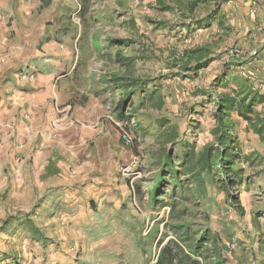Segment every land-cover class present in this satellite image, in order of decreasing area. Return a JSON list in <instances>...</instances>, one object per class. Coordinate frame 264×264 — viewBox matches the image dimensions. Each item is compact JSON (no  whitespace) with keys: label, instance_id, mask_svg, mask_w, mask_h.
Instances as JSON below:
<instances>
[{"label":"rangeland","instance_id":"obj_1","mask_svg":"<svg viewBox=\"0 0 264 264\" xmlns=\"http://www.w3.org/2000/svg\"><path fill=\"white\" fill-rule=\"evenodd\" d=\"M242 1L249 0H232L233 6ZM91 2L94 13L101 17L98 21L103 20L97 28V35L104 37L101 47L122 48L127 54L136 56L134 75L153 79L161 86L166 106L163 111L153 113L154 116L168 119L189 141L195 140L199 146L210 141L215 125L214 106L209 103L208 95L200 92L209 90L223 65L247 59L254 44L244 35L253 29L231 30L228 22L235 18L234 15L220 25L216 21L210 28H195V22L204 20L211 12L217 10L221 15L223 8L228 6L225 0H211L200 6L195 17L189 18L175 7L174 11H166L160 20L161 16L157 15L160 12L152 8L155 0ZM74 7L77 19L80 14L76 3ZM109 16L114 18L104 19ZM159 22L168 25L159 28L155 25ZM259 29L253 31L259 32ZM111 38L131 39V45L128 48L111 46ZM97 40L96 37L93 40L96 45ZM202 46L211 50L209 69L202 70L198 77L191 73L177 77L180 69L173 67L174 58L186 49ZM103 66L115 69L108 58ZM146 118L144 129L138 132L124 130L122 123L117 121L119 131L111 143L114 145L113 158L95 170L78 169L75 178L68 176L67 185L61 190L51 188L42 193L33 184L20 186L18 169L13 171L11 165H4L1 153L0 264H144L152 260L157 253V243L146 245L148 255L145 257L137 237L138 234L146 236L151 229L157 228L160 235L165 234L163 221L171 212V207H165V203L171 188L162 189L158 199H163L164 203L154 207L148 191L158 174L150 157L157 144L151 135L155 133L153 126ZM193 120H199V129H194ZM146 129L149 135H144ZM122 131L130 135V146L123 142ZM239 136L243 155L253 157V164L242 166L244 179L249 181L248 190L241 189L240 195L245 214L240 216L231 207L225 193L211 192L212 200L218 203L210 210V222L204 221L206 207L196 209L191 205L188 216L221 238L228 264H264V144L245 124L241 125ZM105 143L101 140L96 148L103 157H106L104 152L109 153ZM14 216L30 218L46 240L33 239L29 230L16 221L6 226Z\"/></svg>","mask_w":264,"mask_h":264},{"label":"crops","instance_id":"obj_2","mask_svg":"<svg viewBox=\"0 0 264 264\" xmlns=\"http://www.w3.org/2000/svg\"><path fill=\"white\" fill-rule=\"evenodd\" d=\"M159 1L152 6L160 12L158 20L166 12ZM242 2L227 4L214 22L220 25L234 15L228 22L233 31L259 27L264 56V0ZM93 9L91 0H0V154L4 165L18 169L20 186L33 184L42 193L61 190L78 169L95 170L113 158L120 97L111 93L110 79L123 69L117 48L101 47L104 37L97 28L103 20ZM251 9L257 10L254 18ZM107 58L115 69L103 66ZM101 140L110 157L96 149Z\"/></svg>","mask_w":264,"mask_h":264},{"label":"trees","instance_id":"obj_3","mask_svg":"<svg viewBox=\"0 0 264 264\" xmlns=\"http://www.w3.org/2000/svg\"><path fill=\"white\" fill-rule=\"evenodd\" d=\"M209 1L160 0L159 4L164 11H174L176 7L189 18L195 17L200 6L209 4ZM86 10L87 4L83 15ZM217 17L215 10L195 24L199 26L198 29L210 28ZM155 25L166 28L168 24L159 22ZM130 42L112 40L111 46L128 48ZM210 55L208 46L186 49L174 58L173 67L180 69L177 77L187 73L198 77L210 65ZM134 59L127 57L122 48L116 53V61L123 69L110 79L111 93H118L120 97L115 109L116 119L126 131L144 129L146 117L149 125L153 126L155 133L151 135L155 137L157 148L151 151L150 157L158 174L148 192L154 207L164 203L163 199H158L162 189L171 188L169 200L165 203V207H171L169 217L163 221L165 234L160 235L158 228L151 229L146 236L138 234V243L145 257L148 255L146 245L157 243L155 257L144 264H228L221 238L208 227L202 228L203 224L190 218L188 211L191 205L196 209L206 207L204 221L208 224L210 210L218 203L216 199L212 200L210 194L222 192L240 216L245 214L240 195L241 189L248 190L249 181L244 179L242 166L245 163L253 164V157L243 155L239 130L245 124L264 144V94L254 90L248 79L235 74L238 61L225 64L209 90L200 92L208 95L209 103L214 106L215 125L210 133L211 140L199 146L195 140L189 141L181 134L177 125L166 118L154 116L153 113L163 111L166 106L161 86L155 84L153 79L136 77L133 73ZM192 122L194 129L200 128L199 120ZM145 134L149 135L147 129ZM137 191L140 192L139 187ZM14 221L28 229L33 239L46 240L30 218L14 216L5 225H13Z\"/></svg>","mask_w":264,"mask_h":264},{"label":"built area","instance_id":"obj_4","mask_svg":"<svg viewBox=\"0 0 264 264\" xmlns=\"http://www.w3.org/2000/svg\"><path fill=\"white\" fill-rule=\"evenodd\" d=\"M228 5H233L232 0H225ZM257 14L256 9H251L250 16L254 18ZM248 42L253 43L252 50L249 52L247 59L242 60L240 64V75H243L252 84L254 90L264 94V82L258 81V78L264 80V56L261 53L259 45L257 46L258 34L257 32L249 31L244 35ZM238 61V60H237ZM262 76V77H261ZM123 142L130 146L132 144V139L130 135L123 132L122 135ZM127 171V170H126Z\"/></svg>","mask_w":264,"mask_h":264}]
</instances>
